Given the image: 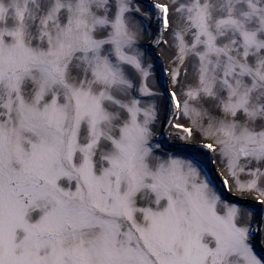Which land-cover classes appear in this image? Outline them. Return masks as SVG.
I'll return each instance as SVG.
<instances>
[{"label":"snow or ice","instance_id":"1","mask_svg":"<svg viewBox=\"0 0 264 264\" xmlns=\"http://www.w3.org/2000/svg\"><path fill=\"white\" fill-rule=\"evenodd\" d=\"M0 264H264V0H0Z\"/></svg>","mask_w":264,"mask_h":264},{"label":"bare ground","instance_id":"2","mask_svg":"<svg viewBox=\"0 0 264 264\" xmlns=\"http://www.w3.org/2000/svg\"><path fill=\"white\" fill-rule=\"evenodd\" d=\"M165 142H167L168 144H172V145L175 143L174 141L167 140V137H165Z\"/></svg>","mask_w":264,"mask_h":264}]
</instances>
